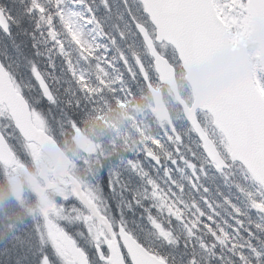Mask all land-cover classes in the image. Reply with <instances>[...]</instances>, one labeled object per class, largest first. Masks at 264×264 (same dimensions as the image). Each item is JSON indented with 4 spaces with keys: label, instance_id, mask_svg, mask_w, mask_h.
<instances>
[{
    "label": "snow or ice",
    "instance_id": "snow-or-ice-1",
    "mask_svg": "<svg viewBox=\"0 0 264 264\" xmlns=\"http://www.w3.org/2000/svg\"><path fill=\"white\" fill-rule=\"evenodd\" d=\"M100 2L109 10L108 0ZM123 3L129 22L123 30L113 26L114 36L105 32L86 0L0 3V33L10 37L13 26L19 27L25 17L34 18L29 34L32 47L36 49L41 42L46 45L36 55L48 58L52 70L41 71L36 62L28 61L30 82H25L17 79L11 64L0 63V141L9 143V136L16 141L24 122L47 125L50 116L75 120L74 113L86 110L96 94L130 88L121 63L132 80L148 79L158 62L172 66L184 60L199 61L232 33L257 32L262 45L232 61L229 74L168 127L104 164L85 180L80 192L66 198L43 222L38 220L32 231L41 249L39 264H178L147 237L142 240L129 229L122 209L133 207L143 210L159 247L175 249L183 243L182 255L187 256L183 264H264V0ZM68 4L84 11L67 10ZM129 39L132 43L123 47L118 43ZM53 57L62 60L60 77L54 74ZM34 92H38L35 97ZM41 99L51 106L47 112L37 107ZM6 129L12 130L9 136L4 134ZM144 159L162 175L153 177ZM206 169L215 170L225 182L231 180L243 198V208L228 198L222 204L208 198L209 189L201 183ZM105 171L108 180L102 191L100 178ZM123 173L140 181L131 200L122 196L129 191ZM105 193L113 199L120 197L118 221L112 217ZM73 198L78 204L65 203ZM218 208L224 209V217ZM249 212L256 214L255 220ZM62 222L83 225L94 250L91 257L60 226ZM20 243L19 235L0 239V251L11 255Z\"/></svg>",
    "mask_w": 264,
    "mask_h": 264
},
{
    "label": "trees",
    "instance_id": "trees-1",
    "mask_svg": "<svg viewBox=\"0 0 264 264\" xmlns=\"http://www.w3.org/2000/svg\"><path fill=\"white\" fill-rule=\"evenodd\" d=\"M1 3H4V0H1ZM12 12L14 15L15 8H12ZM98 14L102 13H96V15ZM125 21L126 23L129 22V17L126 11ZM99 22L103 26L105 32L110 33V27L104 25L105 21ZM34 24V18L29 20L27 17H25L21 21L19 27L13 26L11 28L10 37L0 33V59L2 63L6 65L11 64L13 69H15L14 74L16 75L17 79L23 80V78H27L26 82L29 81L28 76H30L28 71V61L36 62L39 65L41 71H52L48 68V58L43 55H36V51L44 52L46 45L41 42L37 44L36 49H33L32 47L34 41L29 34L33 32ZM101 43H106V41H101ZM52 61L55 65L54 74L58 77L62 76L63 64L61 58L53 57ZM119 67L121 68V71L125 77L130 80L127 69L123 67L122 63L119 65ZM149 79L154 85H157V80L154 73H150ZM137 87L141 88L143 91V95L141 96L143 99L141 100L140 97L137 105L134 87L131 89L129 88L128 93L132 94V98L135 101H128L125 99L126 102H128L127 104L123 103L124 98L122 95H120V92L111 93L105 91L103 95L96 94V100L92 104H89L86 110L82 108L79 113H74L75 120L70 118L61 120L59 116L53 120L50 116L49 124L44 125V127L56 140L58 145H60V147L64 150L68 148L67 141H69L71 135H73L72 126L74 125H77L78 129L82 133L87 131L94 142H98L99 144H102L104 141L106 145H108V142L113 141L114 138L119 141H124L125 138H129V140L133 142L135 146L142 145L151 136L157 132H160L161 129L153 119L151 113V101L145 89V84L139 77L137 80ZM98 98L100 101H97ZM164 99L166 101L165 94ZM101 100L104 102L101 103ZM120 101L122 102L120 103ZM134 105H136L137 108L141 109L144 113L146 118L143 122L138 121V123H135L134 119L130 118V116L133 115L132 108ZM169 106L170 108L175 107L176 110H179L170 101ZM37 107L39 110L47 112L51 106L47 104V101L41 99L40 104L37 105ZM52 110L54 112L56 111L55 108H52ZM173 114H175L174 110ZM61 130L64 131V137L62 136ZM120 145L121 144H118L116 147L118 152L115 156L106 160L98 161V169L109 161H115L121 153H126L125 151H121L118 148ZM3 171L4 170L0 166V239H8L12 235H19L21 237L22 243L18 244L14 249H11V255L0 251V264H8L9 260H11V264H39L41 258V249L36 241L35 234L32 231V228L35 225L34 220L11 195L9 188L6 185ZM176 176L179 178L178 175ZM107 180V172L105 171L101 176L102 191L104 189V185L107 183ZM204 186L207 188L210 186L209 188L213 189L217 188L216 186L209 185L208 182H206ZM219 188V196L212 194V197H209L210 200H213L216 203L220 202L221 204L223 198H228L243 208V198L236 191V189L231 186L230 182H224V185H220ZM212 191L216 193L215 190ZM105 197L108 200L109 205L114 207V203L110 194L105 193ZM217 211L220 212L221 217L225 216V211L223 208H218ZM248 215L253 220L256 219V214L254 212H249ZM140 238L143 240L142 237ZM261 238L264 239V236H261ZM9 247H11V245H9ZM153 247H158L159 251L164 255H171L175 257L178 261V264H183V261L187 259L186 255H182L186 251L183 247V243H181L175 249L168 246H163L160 248L159 246L153 245ZM211 264H215V261H212Z\"/></svg>",
    "mask_w": 264,
    "mask_h": 264
},
{
    "label": "rangeland",
    "instance_id": "rangeland-1",
    "mask_svg": "<svg viewBox=\"0 0 264 264\" xmlns=\"http://www.w3.org/2000/svg\"><path fill=\"white\" fill-rule=\"evenodd\" d=\"M99 3L95 5V9H98L99 12H102L101 16H97L96 19L98 21H105L104 25H107L110 27V33L111 35H115V31L113 30V26H116L120 28L121 30L124 29L125 21V7L117 5L113 0H108L109 10H105L103 5L101 4L100 0H98ZM1 3V0H0ZM5 4H9V1L4 0ZM94 8V7H93ZM67 10L72 11H79L83 12V8L78 9H72L71 5H67ZM16 14V11L14 15ZM117 17H122V19H117ZM230 44L232 47H236L238 43H241L246 46L248 55L252 54L255 50H257V46L255 44L252 32H241V33H232L230 36H228ZM118 43H120V46L123 47L124 43H132V40L129 39L127 42H120L118 40ZM134 64V61L132 62ZM177 72V79L180 85V92L183 96V98L188 102L191 103V94L190 90L187 88V85L184 82V74L182 70H180L179 63H176L175 65H172ZM153 73V70L151 71ZM27 78H23V80L26 82ZM28 79L30 82V76H28ZM34 83V82H33ZM129 83L131 85L130 89L132 87L135 88V94H136V105L138 104V100L143 95V91L141 88L137 87V80H132L130 77ZM129 89V88H128ZM128 89H125L124 91L120 92V95L128 101H135L132 98V94L128 93ZM158 90L162 92V87H159ZM163 95H166V104L168 108L171 110L173 121L177 119V117L180 115L179 111L175 109V107L170 108L169 101L174 104L172 100V96L169 92H162ZM34 94H38V92H34ZM102 98V97H101ZM104 99V97H103ZM143 98L141 97V100ZM97 101H100L98 98ZM104 102L101 100V103ZM122 101H120L121 103ZM134 105L132 108V112L134 114V117L136 116V123L138 121L143 122L146 118L144 113L141 109L137 108V106ZM173 110L175 111V114H173ZM142 125V124H141ZM39 127H43V124L37 125ZM140 127V126H139ZM159 127L161 131L168 127L167 125H161L159 124ZM11 129L4 130V134L6 136H9L11 133ZM62 136L64 137V131L61 130ZM18 136V135H17ZM84 135H78L76 137L71 138L69 141H67L69 151L71 148H74L70 153L72 154V161H73V170H72V176L75 178L77 183L80 187L84 184L85 180L90 179L94 172L98 170V158H109L112 157L116 150V147L118 144H121L118 148L121 151L130 152L133 148H135V144L129 140V138H125L124 141H119L117 139H113L108 145H102V144H96L94 142L89 143ZM8 145L12 152H14L15 155L18 157L15 160L14 166L12 168H3L4 170V176H5V182L6 185L9 188V191L11 195L14 197V199L30 214L32 219L34 220V224L39 220L43 222L47 216L51 215L53 213V209L62 206L65 199L68 197L74 196V192L72 189L64 190L61 189L58 185L54 184L53 181L49 178L50 173L48 172V180L51 182V187L44 186L43 184H38L37 187H35L28 179V177L25 176V174L22 172L23 170H35V178L39 179L37 177L38 171L43 169H47V165L49 164V161L47 158L43 157V155L40 153L39 149L34 145H28L24 144L20 138L15 141L11 139L9 136ZM105 146V148L103 147ZM107 158V159H108ZM143 165L145 166L146 170L150 172V174L153 177H159L162 175L159 169H153V166L146 160L142 161ZM207 176L205 178L201 179V183L204 185L206 182L209 183V185L216 186L217 188H209V192L207 193L208 198L212 197L213 195H217L218 191L220 190L219 186L224 185V179L219 176L213 169H206ZM28 173V172H27ZM154 174V175H153ZM175 175H178L174 173ZM108 178V176H107ZM123 181L128 185L129 191L122 193L124 200H131L132 198V192L139 190L140 188V181L138 179H129V174L123 173L122 174ZM235 180H239V176L234 177ZM231 186L232 182L229 181ZM100 185H101V178H100ZM35 187V188H34ZM102 189V188H101ZM211 189V191H210ZM212 190H215L216 193ZM187 191L185 194V198H187ZM193 196H196L197 194L193 193ZM198 198V197H197ZM114 207H111L109 204V210L112 212V217L114 220H119L120 215L116 210L117 202L120 200V197H116L113 199ZM67 205H76L78 204L75 199H70L69 201L65 202ZM148 201L144 202V206H148ZM220 204V202H218ZM222 204V202H221ZM123 211V219L127 223L130 230H132L135 234L139 235L143 239L147 237V240L152 243V246H159V242L155 240V237L150 235L152 232L147 220L144 218V213L141 208L133 207L131 210L122 209ZM61 227L64 228L66 233L71 236L76 243L82 247L85 251L88 253H92L94 250L89 246L88 243V237L87 233L83 227V225L79 223H61ZM174 230H177V226L175 222H173L172 225ZM79 233H83V236L79 235ZM181 235V241L183 240V234ZM162 248V247H160ZM44 252H49V249H44ZM219 251V249H217ZM215 264H218L217 261H215Z\"/></svg>",
    "mask_w": 264,
    "mask_h": 264
},
{
    "label": "water",
    "instance_id": "water-1",
    "mask_svg": "<svg viewBox=\"0 0 264 264\" xmlns=\"http://www.w3.org/2000/svg\"><path fill=\"white\" fill-rule=\"evenodd\" d=\"M252 34L259 49L262 45L261 36L257 32H252ZM246 55H248V52L244 45L238 44L236 48H232L227 37L220 47L199 61H180L185 73V80L192 93L193 103L191 106L198 103L206 92L214 88L219 80L229 74L232 61ZM154 68L159 77V82L169 88L176 103L180 106L182 113H184L191 106H188L179 94L174 68L165 64L163 61L158 62ZM143 80L152 99L153 113L156 119L159 123H166L169 126L172 121L161 93L150 85L148 79ZM22 127L23 132L18 134L25 142L37 145L49 158L53 166L54 179H70L68 174L70 160L65 156L56 142L34 124L24 122ZM13 163L14 155L10 151L7 143L0 141V164L4 167H11ZM71 184L75 187L77 193L80 192L78 186H76L72 179Z\"/></svg>",
    "mask_w": 264,
    "mask_h": 264
},
{
    "label": "flooded vegetation",
    "instance_id": "flooded-vegetation-1",
    "mask_svg": "<svg viewBox=\"0 0 264 264\" xmlns=\"http://www.w3.org/2000/svg\"><path fill=\"white\" fill-rule=\"evenodd\" d=\"M117 5H119L118 4V1L117 0H113ZM122 2H123V0H122ZM86 3L87 4H89V5H91V6H94V8H91L92 9V12L93 11H95V12H99L98 11V9H95V5L96 4H98L99 3V1L98 0H86ZM102 13V12H101ZM95 15H96V13H95ZM97 16H101V14L100 15H96V17ZM154 70V69H153ZM177 73V72H176ZM151 111H152V108H151ZM181 111V110H180ZM130 118L131 119H134V122L136 123V116L134 117V114L133 115H131L130 116ZM72 130H73V135H71V138H73V137H76V136H78V135H84V133H85V135L86 134H88V135H86L85 136V138H86V140L89 142V143H92V142H94V140L89 136V133L87 132V131H85L84 133H82L79 129H78V126L77 125H74V126H72ZM92 134V133H91ZM90 134V135H91ZM70 138V139H71ZM92 141V142H91ZM94 143H96V144H99L98 142H94ZM108 143H110V142H108ZM93 144V143H92ZM29 145H33V144H29ZM102 145H106V143L103 141L102 142ZM104 148H105V146H103ZM38 148V147H37ZM39 149V148H38ZM74 148H71L70 150H69V156H70V159H71V161H72V154L70 153L72 150H73ZM39 151H40V149H39ZM117 149L115 150V152H114V154L116 155L117 154ZM40 153L43 155V157H45V158H47L41 151H40ZM15 155V154H14ZM115 155H113V156H115ZM112 156V157H113ZM18 156L17 155H15V159L17 158ZM108 158V157H107ZM107 158H103V156H102V158H98V161L99 160H106ZM109 158H111V157H109ZM108 158V159H109ZM48 159V158H47ZM49 161V160H48ZM98 168V167H97ZM72 170H73V161H72V166H71V171H70V176H71V178L74 180V182L75 183H77V181L75 180V178L72 176ZM24 174H25V176L26 177H28V179H29V181L35 186V187H37L38 186V184L40 183V184H43L44 186H47L48 188L49 187H51V182L48 180V178H47V176H48V172L50 173V179L53 181V183L54 184H56V185H58L61 189H64V190H69L70 188L69 187H66V184H68V180H59V181H56V180H54L53 179V167H52V165H51V163H50V161H49V164L47 165V169H41V170H39L38 171V174H37V177L39 178V179H36L35 178V170H27V169H25V170H23L22 171ZM28 172V173H27ZM78 184V183H77ZM79 185V184H78ZM34 187V188H35ZM71 188H72V190H73V192H74V194H76V190L72 187V186H70ZM80 189H81V187H80ZM110 194V193H109ZM111 195V194H110Z\"/></svg>",
    "mask_w": 264,
    "mask_h": 264
}]
</instances>
